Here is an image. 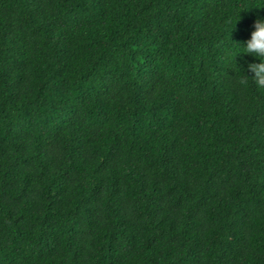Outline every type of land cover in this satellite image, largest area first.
I'll use <instances>...</instances> for the list:
<instances>
[{"label":"trees","instance_id":"obj_1","mask_svg":"<svg viewBox=\"0 0 264 264\" xmlns=\"http://www.w3.org/2000/svg\"><path fill=\"white\" fill-rule=\"evenodd\" d=\"M241 5L0 0V264H264Z\"/></svg>","mask_w":264,"mask_h":264},{"label":"clouds","instance_id":"obj_2","mask_svg":"<svg viewBox=\"0 0 264 264\" xmlns=\"http://www.w3.org/2000/svg\"><path fill=\"white\" fill-rule=\"evenodd\" d=\"M245 7L247 8V10H245ZM252 8L260 9L264 7H259L256 5H241L238 10L234 13L235 19H230L229 23L234 24L235 27L237 22L240 20L239 13L241 11L247 12ZM234 27L231 29L230 33L233 31ZM234 44L239 45V49L233 55L232 59L237 54H244L253 57L254 61L252 63H248L246 69H241L240 67L236 66V68L239 69L242 73L241 78L239 80V84L242 87H247L249 84H253L257 89L264 90V17H258L254 21L253 30L250 33L249 39H247L243 43ZM245 72L250 73L251 76L249 77L245 75Z\"/></svg>","mask_w":264,"mask_h":264}]
</instances>
